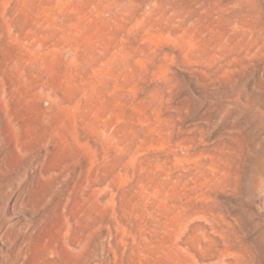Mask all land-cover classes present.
<instances>
[{"label":"rangeland","instance_id":"1","mask_svg":"<svg viewBox=\"0 0 264 264\" xmlns=\"http://www.w3.org/2000/svg\"><path fill=\"white\" fill-rule=\"evenodd\" d=\"M5 223L31 264H264V0H0Z\"/></svg>","mask_w":264,"mask_h":264},{"label":"bare ground","instance_id":"2","mask_svg":"<svg viewBox=\"0 0 264 264\" xmlns=\"http://www.w3.org/2000/svg\"><path fill=\"white\" fill-rule=\"evenodd\" d=\"M10 226L9 223L0 225V264H31L29 253L20 246V241L14 236L13 230L9 229Z\"/></svg>","mask_w":264,"mask_h":264}]
</instances>
